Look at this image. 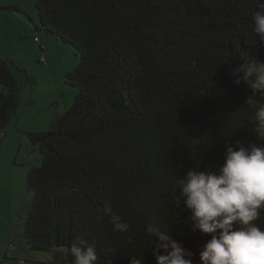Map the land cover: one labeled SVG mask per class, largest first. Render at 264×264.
I'll return each instance as SVG.
<instances>
[{
	"label": "trees",
	"instance_id": "16d2710c",
	"mask_svg": "<svg viewBox=\"0 0 264 264\" xmlns=\"http://www.w3.org/2000/svg\"><path fill=\"white\" fill-rule=\"evenodd\" d=\"M33 1L35 32L72 46L79 63L65 75L76 89L71 106L48 130L27 133L42 160L27 177L26 246L50 252L47 264H72L69 248L83 236L95 242L98 264L135 255L156 264L152 226L199 264L209 237L185 223L191 213L178 205L176 178L219 168L238 142L264 144L244 106L252 89L233 76L241 50L264 62L252 31L260 0ZM19 71L0 54V134L21 104ZM106 204L131 225V243L113 232ZM109 247L117 256L105 255Z\"/></svg>",
	"mask_w": 264,
	"mask_h": 264
},
{
	"label": "clouds",
	"instance_id": "9594fccd",
	"mask_svg": "<svg viewBox=\"0 0 264 264\" xmlns=\"http://www.w3.org/2000/svg\"><path fill=\"white\" fill-rule=\"evenodd\" d=\"M252 31L264 42V0H260L252 15ZM240 67L235 69L234 83L242 80L252 89L244 106L252 111L256 121L255 132L264 140V62L247 50L239 54ZM243 73L242 78L239 74ZM176 183L178 205L191 213L186 224L193 233L208 236L199 249V264H264V227L259 221L264 217V144L254 143L244 147L239 142L236 149H226L223 164L207 172L197 167L190 169ZM113 232L127 234L131 243V225L105 205ZM153 245L156 264H194L192 251L186 249L166 232L149 226L146 230ZM72 264H98L95 242L77 237L69 248ZM106 256H117L116 249L104 250ZM129 264H145V255L128 257ZM112 264V259L109 260Z\"/></svg>",
	"mask_w": 264,
	"mask_h": 264
},
{
	"label": "rangeland",
	"instance_id": "374dc122",
	"mask_svg": "<svg viewBox=\"0 0 264 264\" xmlns=\"http://www.w3.org/2000/svg\"><path fill=\"white\" fill-rule=\"evenodd\" d=\"M35 18L38 22L37 13ZM24 19L28 21V17ZM8 25L7 20L0 19V42L4 44L8 34L3 31ZM30 27L22 41L11 40L21 58L15 62L21 72V104L0 134V264H47L51 259L50 252L29 250L23 239L24 221L32 201L27 177L42 160L27 133L48 130L76 95V89L65 83V75L78 65V52L57 38L35 32L31 24Z\"/></svg>",
	"mask_w": 264,
	"mask_h": 264
},
{
	"label": "crops",
	"instance_id": "0c3cea01",
	"mask_svg": "<svg viewBox=\"0 0 264 264\" xmlns=\"http://www.w3.org/2000/svg\"><path fill=\"white\" fill-rule=\"evenodd\" d=\"M10 5L20 7L26 15L16 11H7L1 9V7ZM35 13L36 10L34 8L33 0H13L12 2L8 3L3 0H0V19L4 18V20H7L9 23L8 26H5V29L3 31L4 35L8 34L7 43L4 44L0 42V54L10 60L14 65H17L15 62L17 60H20L21 58L17 53V50L19 49H13V45H11V40L13 38L16 39V42L22 41V39L25 38L26 31L31 30L30 24L33 25L34 31H36L35 28L38 27V22L36 21ZM25 16L28 17V21L24 19ZM20 73L21 72L19 71L16 74V78L19 82H21ZM48 108L49 107H46L45 109Z\"/></svg>",
	"mask_w": 264,
	"mask_h": 264
},
{
	"label": "built area",
	"instance_id": "2783aa9c",
	"mask_svg": "<svg viewBox=\"0 0 264 264\" xmlns=\"http://www.w3.org/2000/svg\"><path fill=\"white\" fill-rule=\"evenodd\" d=\"M34 40H35V41H38V39H36V38H35ZM11 264H13V263H11ZM19 264H23V262H19Z\"/></svg>",
	"mask_w": 264,
	"mask_h": 264
}]
</instances>
